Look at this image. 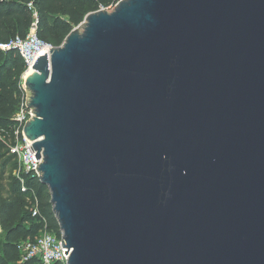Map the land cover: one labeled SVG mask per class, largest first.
I'll use <instances>...</instances> for the list:
<instances>
[{
	"label": "water",
	"instance_id": "obj_1",
	"mask_svg": "<svg viewBox=\"0 0 264 264\" xmlns=\"http://www.w3.org/2000/svg\"><path fill=\"white\" fill-rule=\"evenodd\" d=\"M26 78L68 264H264V0H125Z\"/></svg>",
	"mask_w": 264,
	"mask_h": 264
},
{
	"label": "trees",
	"instance_id": "obj_2",
	"mask_svg": "<svg viewBox=\"0 0 264 264\" xmlns=\"http://www.w3.org/2000/svg\"><path fill=\"white\" fill-rule=\"evenodd\" d=\"M113 1L0 0V43L9 42L18 35L26 37L37 20L38 37L57 47L56 44L80 26L89 14L100 11ZM29 4L33 5V9ZM54 32L59 36H54ZM26 67L17 51H0V130L10 132L14 140L13 118L19 110L21 99L20 76H16V72ZM1 150L0 175L10 170L11 183L8 194L0 193V227L3 233L0 232V264H17L20 258L19 243L39 237L44 231V220L49 232L60 234V227L53 212L48 187L32 174L24 176L25 184L22 185L21 180L13 175L18 169L17 157L6 146H2ZM36 199L39 214L34 217Z\"/></svg>",
	"mask_w": 264,
	"mask_h": 264
},
{
	"label": "built area",
	"instance_id": "obj_3",
	"mask_svg": "<svg viewBox=\"0 0 264 264\" xmlns=\"http://www.w3.org/2000/svg\"><path fill=\"white\" fill-rule=\"evenodd\" d=\"M123 1L125 0H114L109 7H102L101 11H111ZM29 7L33 9L32 4H29ZM35 17H38L37 13H35ZM37 28L38 21L36 20L32 26V33H29L26 37L18 35L9 42L0 43V51H17L28 69L34 67L40 57L46 54L51 57V49L54 50L56 47L43 42L35 33ZM24 88L26 90L27 87L25 86ZM33 111H35L34 108L29 107L26 100H24L13 118L15 122L13 133L16 143L11 148V152L17 157L18 169L15 171V176L21 180L22 185L25 184V175L32 174L40 178L36 169L41 165L42 159L38 160L36 158L37 152L34 153L31 149L34 142L26 138L24 132L26 123L36 117ZM38 205L39 202L36 199L34 217H37L39 214ZM44 226V231L39 237L33 240L26 239L19 243L18 251L20 258L17 264H68L71 250H69L67 255L68 249H63L62 247V243L65 242L63 233L61 231L60 234L49 232L46 220H44Z\"/></svg>",
	"mask_w": 264,
	"mask_h": 264
},
{
	"label": "rangeland",
	"instance_id": "obj_4",
	"mask_svg": "<svg viewBox=\"0 0 264 264\" xmlns=\"http://www.w3.org/2000/svg\"><path fill=\"white\" fill-rule=\"evenodd\" d=\"M109 7V6H107ZM77 28V27H75ZM74 28V29H75ZM29 33H32V28L30 30ZM37 34V31L35 32ZM15 35H18V34H15ZM54 36L58 37L59 34L54 32ZM41 38L45 39L43 36H41ZM67 37L66 38H62L57 44L56 46L57 47H61L65 41H66ZM32 71H29V69L26 67V68H23L21 70L17 69V74L16 76H20V88H21V99H20V106L19 108L21 107L22 103L24 100H26V103H27V100H28V89L26 88L25 90V86H26V81H25V77L26 75H29L28 73H31ZM16 143V140L13 139V136L10 132H7L5 130H0V155L3 154V151L1 150V147L2 146H6L8 148H12ZM15 175V174H13ZM10 183H11V171L9 170L5 175H0V193L6 195L8 194V191H9V188H10ZM0 232L2 233V230H1V227H0ZM3 235V233H2Z\"/></svg>",
	"mask_w": 264,
	"mask_h": 264
},
{
	"label": "bare ground",
	"instance_id": "obj_5",
	"mask_svg": "<svg viewBox=\"0 0 264 264\" xmlns=\"http://www.w3.org/2000/svg\"><path fill=\"white\" fill-rule=\"evenodd\" d=\"M29 71H32L31 73H28L29 75H31L32 73H34V69H33V67H31V68L29 69ZM29 75H26L25 78H27Z\"/></svg>",
	"mask_w": 264,
	"mask_h": 264
}]
</instances>
